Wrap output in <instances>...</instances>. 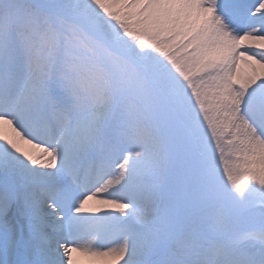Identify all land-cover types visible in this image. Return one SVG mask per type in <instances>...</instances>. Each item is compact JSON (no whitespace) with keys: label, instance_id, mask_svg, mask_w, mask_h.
<instances>
[{"label":"rangeland","instance_id":"obj_1","mask_svg":"<svg viewBox=\"0 0 264 264\" xmlns=\"http://www.w3.org/2000/svg\"><path fill=\"white\" fill-rule=\"evenodd\" d=\"M13 2L20 16L0 20L4 36L12 37L9 69L27 78L36 73L32 85L45 86L47 101L27 104L30 130L7 126L59 163H85V178L72 175L53 185L27 179L16 186L0 169L11 204L10 216L0 219V244L5 234L10 245L18 235L25 244L35 227L52 254L58 251L49 247L68 243L69 234L94 239L75 250L74 264H119L121 253L132 254L135 264H181L178 256L194 264L264 257V107L241 110L222 85L196 87L203 59L196 48L176 60L170 49L137 45L126 26L127 6L106 19L67 0ZM219 80L228 83L223 75ZM41 110L46 121L40 123ZM52 111L63 120L53 122ZM37 124L58 138V148L30 137ZM89 178L91 190L84 192ZM64 190L71 199L65 201ZM27 193L32 208H49L40 222L16 213ZM83 194L109 213L74 222ZM108 216L116 227L96 237L110 228L103 222ZM121 220L126 224L116 233ZM209 245L219 253L205 254Z\"/></svg>","mask_w":264,"mask_h":264},{"label":"bare ground","instance_id":"obj_2","mask_svg":"<svg viewBox=\"0 0 264 264\" xmlns=\"http://www.w3.org/2000/svg\"><path fill=\"white\" fill-rule=\"evenodd\" d=\"M67 1L80 9L91 8V11L99 12L101 18L106 19L113 11L119 10L122 5L127 6V10L124 11L130 12V18L127 19L129 24L126 26L132 37L136 39L137 45L143 48H147V46L156 48L157 46V51H163L166 54L170 49L168 55L176 60H180L192 49L200 50L203 59L202 63L200 61L197 63L195 73L199 83L202 81L211 83L212 80H215L216 84L223 83L225 90L227 89L231 95L244 101V108H247L250 101L256 96L264 92V48L261 47L259 50L250 45L264 44V15L253 14L249 11L250 14L245 15V18L242 19V25L235 26L223 18V13L231 12L229 8L234 0L226 1L220 9L217 8L215 0ZM259 4L260 6L264 5V0H260ZM259 4L254 6L255 10L259 9ZM261 9L264 10V8ZM230 15L232 18L235 16L234 14ZM255 17H259L256 24L250 26L248 21ZM1 30L4 29L1 28ZM251 37L255 39V43H249ZM10 38L12 37L9 35L0 37L2 46V50H0V169L7 173L9 179L17 185L27 179L35 184L53 185L64 175L68 176L71 167L64 162H57L50 153L42 151V148L34 144L33 141H29L15 131L17 126L22 130L31 129V113L27 104H32L37 99L47 101V96L42 86L37 88L41 96L35 95V88L32 86L33 81L31 80L38 77L37 74H33L28 79L24 78L21 85H19V79L10 74L8 69V61L12 58ZM160 39L165 40L164 45L159 42ZM11 42L14 43V40ZM172 43H174L173 46ZM206 57L210 60H207ZM222 75L228 83L219 81ZM54 114L55 112L52 111L55 122L63 120L62 115ZM43 115L42 110L36 113L38 120L42 119ZM10 123L15 127L9 128L7 125ZM37 133H39L37 135L43 136L48 134L47 130L41 126L37 128ZM63 137H65V131L61 135V140ZM54 142L58 148L60 143L55 139ZM62 168H64L65 174ZM38 171L45 177L36 175L35 173ZM3 182L5 183V180L1 176L0 189L5 188ZM99 192V189L95 191V193ZM29 195L28 193L25 196ZM27 202L28 198L24 197L23 203L19 207L20 212L30 209ZM96 202H100L98 198ZM101 206L103 205L97 203V207ZM43 210H39L35 216L40 217ZM99 210V208L94 210L85 200V204L77 211L75 219L95 214ZM9 215L10 210L4 217ZM74 244L81 246L82 238L75 239ZM72 248V245L65 247L69 254L74 252V250L71 252ZM62 249L64 250V247ZM71 254H65L66 260L56 259L59 264H73L74 260L71 259ZM131 256L132 254L121 253L120 257L124 260L120 264H128L132 259Z\"/></svg>","mask_w":264,"mask_h":264},{"label":"snow or ice","instance_id":"obj_3","mask_svg":"<svg viewBox=\"0 0 264 264\" xmlns=\"http://www.w3.org/2000/svg\"><path fill=\"white\" fill-rule=\"evenodd\" d=\"M241 16L249 15V11L244 7L245 0H234ZM260 0H254V4H259ZM254 6V5H253ZM264 8V5H261ZM20 16L18 6L13 0H0V20L13 19ZM255 43V41H253ZM264 48V44H259ZM264 107V99L252 101ZM11 204L8 196L3 189H0V219L7 215ZM37 249L38 255H37ZM0 264H59V261L52 256L51 251L46 246V242L40 241L38 231L34 227L31 239L25 244L19 241L6 247H0ZM239 264H264V257L257 261H240Z\"/></svg>","mask_w":264,"mask_h":264}]
</instances>
